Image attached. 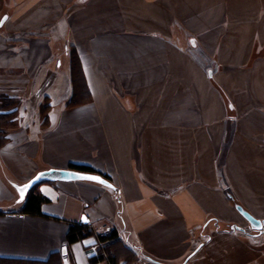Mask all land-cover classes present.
I'll use <instances>...</instances> for the list:
<instances>
[{
    "label": "crops",
    "instance_id": "1",
    "mask_svg": "<svg viewBox=\"0 0 264 264\" xmlns=\"http://www.w3.org/2000/svg\"><path fill=\"white\" fill-rule=\"evenodd\" d=\"M2 18L1 107L24 108L0 128V257L264 264L235 209L264 220V0H0ZM69 47L90 92L71 108ZM39 92L63 94L47 129ZM71 164L112 188L39 182L41 214L20 213L13 185Z\"/></svg>",
    "mask_w": 264,
    "mask_h": 264
},
{
    "label": "trees",
    "instance_id": "2",
    "mask_svg": "<svg viewBox=\"0 0 264 264\" xmlns=\"http://www.w3.org/2000/svg\"><path fill=\"white\" fill-rule=\"evenodd\" d=\"M68 63H69L68 71H69V80L71 86V96L69 98L68 103L66 104V107L71 108L89 102L90 92L88 90V87L84 79L79 57L73 49H71V51L68 54ZM6 103L8 105L10 102L6 101ZM10 120L11 118L9 116V113L7 114L6 112H3L2 107L0 106V125H5L9 123ZM1 137H3V131L0 129V142L2 143L3 140H1L2 139ZM69 168L71 170L79 171V172H93L89 167L81 166V165L71 164ZM45 201L46 198H44L40 194L34 192L33 189H31L26 194V197L20 208V213L28 214V215H40L41 204ZM82 229H83L82 225H71L68 228L66 234L67 243L70 244L84 238L86 235L83 233ZM110 235H113V233H111ZM91 262L93 263V260H91ZM0 264H64V262L59 253H54L44 261L0 257Z\"/></svg>",
    "mask_w": 264,
    "mask_h": 264
},
{
    "label": "water",
    "instance_id": "3",
    "mask_svg": "<svg viewBox=\"0 0 264 264\" xmlns=\"http://www.w3.org/2000/svg\"><path fill=\"white\" fill-rule=\"evenodd\" d=\"M4 18L1 19L0 23L2 22ZM88 177H94L97 179H88ZM55 182V181H62V182H70V181H86V182H92L97 183L102 186L112 188V185L102 176L92 173H85V172H79L74 171L70 169H46L36 172L30 179H28L25 183L21 185H13L15 188V191L18 194V197L22 199L27 192L37 183L39 182ZM238 213L247 221L249 227L256 231L257 233H260L264 231V220H256L252 216H250L248 213L243 211L239 206H236L235 208ZM81 223H86V219L82 216L80 219ZM236 230H242L241 228L234 226L233 227ZM62 255H65V251L61 252ZM184 264V263H183Z\"/></svg>",
    "mask_w": 264,
    "mask_h": 264
},
{
    "label": "rangeland",
    "instance_id": "4",
    "mask_svg": "<svg viewBox=\"0 0 264 264\" xmlns=\"http://www.w3.org/2000/svg\"><path fill=\"white\" fill-rule=\"evenodd\" d=\"M71 51L70 47H69V50H68V54L69 52ZM67 64H64V62L62 60H60V63H61V66H60V70L64 69V68H68L69 69V63L68 61H66ZM54 80V76H51L49 78H47L45 81H44V85H43V89L42 91L46 88V83L47 81H49V84L51 83V81ZM70 82V80H69ZM61 83V82H60ZM48 85V84H47ZM42 98L40 99L39 97ZM63 96L62 92H50V93H46L44 92L43 94L41 92H39L37 94V96L35 97L34 100H31V102L34 104V102L36 101L39 105V107L35 110V112H33V118L35 121H38L40 124H39V128L40 129H47L51 126V123L53 121V118L55 116V113L52 112V110H57L58 108L55 106H60L62 103L60 104H57V100L61 99V97ZM54 98V99H53ZM58 98V99H57ZM39 100V102H38ZM41 100V101H40ZM69 101V99L64 103V104H67ZM36 104V103H35ZM4 105H7L6 103V100H4V98H2V95H0V106H4ZM55 106V107H54ZM20 107V103H14L11 108H7V110H5V112L8 114L9 113V116L11 118L10 122H11V127H14L16 126V122H19L18 120V111L20 110H23V108H19ZM22 116V115H21ZM8 124V123H7ZM10 124V123H9ZM18 124V123H17ZM2 127V125H0V128ZM5 136V135H4ZM1 137L4 141L5 137ZM4 138V139H3ZM1 143V142H0ZM5 203H0V208H6ZM7 206V205H6Z\"/></svg>",
    "mask_w": 264,
    "mask_h": 264
},
{
    "label": "built area",
    "instance_id": "5",
    "mask_svg": "<svg viewBox=\"0 0 264 264\" xmlns=\"http://www.w3.org/2000/svg\"><path fill=\"white\" fill-rule=\"evenodd\" d=\"M109 229L106 230V232H108ZM96 245H91L89 247V250H90V255L93 256L95 254V251H96ZM134 264H161V263H158V262H155V261H152V260H147V259H143V260H140Z\"/></svg>",
    "mask_w": 264,
    "mask_h": 264
},
{
    "label": "snow or ice",
    "instance_id": "6",
    "mask_svg": "<svg viewBox=\"0 0 264 264\" xmlns=\"http://www.w3.org/2000/svg\"><path fill=\"white\" fill-rule=\"evenodd\" d=\"M88 179H97V178H94V177H88Z\"/></svg>",
    "mask_w": 264,
    "mask_h": 264
},
{
    "label": "bare ground",
    "instance_id": "7",
    "mask_svg": "<svg viewBox=\"0 0 264 264\" xmlns=\"http://www.w3.org/2000/svg\"><path fill=\"white\" fill-rule=\"evenodd\" d=\"M32 188H33V187H32ZM32 188H31V189H32ZM31 189H30V190H31ZM30 190H29V191H30ZM29 191H28V192H29ZM28 192H27V193H28Z\"/></svg>",
    "mask_w": 264,
    "mask_h": 264
}]
</instances>
